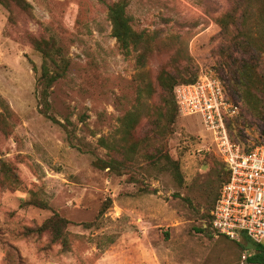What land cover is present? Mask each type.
<instances>
[{"label": "rangeland", "instance_id": "obj_1", "mask_svg": "<svg viewBox=\"0 0 264 264\" xmlns=\"http://www.w3.org/2000/svg\"><path fill=\"white\" fill-rule=\"evenodd\" d=\"M23 1L0 3V113H11L0 130V264H243L246 237L199 230L222 159L198 116L161 115L155 80L161 69L177 83L218 73L229 1ZM116 2L149 42L143 64L111 35ZM256 35L264 50V27ZM44 72L56 75L45 89ZM147 84L155 91L139 99ZM229 93L235 142L262 140L259 106ZM54 214L67 221L63 244L42 229Z\"/></svg>", "mask_w": 264, "mask_h": 264}, {"label": "trees", "instance_id": "obj_2", "mask_svg": "<svg viewBox=\"0 0 264 264\" xmlns=\"http://www.w3.org/2000/svg\"><path fill=\"white\" fill-rule=\"evenodd\" d=\"M229 8L218 19L217 22L220 27V32L225 38V43L220 49L219 61L217 63L218 73L216 74L222 81L224 88L228 95L231 97L229 91H234L236 94L241 93L249 96L248 99H242L245 101L247 108L252 111L258 110L259 115H264V59H262L261 53L264 52L262 42L257 41V35L259 28L264 27V0H228ZM0 3L7 6L9 3L17 4L21 7L27 5L23 0H0ZM108 19L111 24V35L115 38L119 48L129 54L131 52L137 53V61L141 64L144 63V53L149 49L148 40L144 38L143 32H137L133 29L130 23V17L125 12L123 3L116 2L108 7L107 13ZM262 39L264 36L262 35ZM151 52V51H150ZM143 60V61H142ZM263 60V61H262ZM43 77V89L47 88L56 75H49L44 72ZM198 77V74L192 73L188 78L183 77V82H194ZM262 78V79H261ZM178 74L170 73L161 69L156 75V84L159 87L158 94L165 106L169 108L166 114L162 116H168V121H174L178 112L177 104L174 96V87L177 85ZM177 83V84H176ZM149 91L154 92L155 88L151 84H147L143 90L139 91V99L142 96V92ZM45 97V93L42 94ZM232 98V97H231ZM255 101V107L250 105V100ZM5 114L0 113V130L4 131L7 122L6 118L11 116L10 111L5 108ZM239 114V113H238ZM235 118L226 120L228 133L231 140L235 141L230 133V123ZM160 119V117H159ZM158 125V124H157ZM170 124L167 123V126ZM263 139L258 140L255 143H264ZM243 144L246 148L252 147L251 145H245L242 141H237ZM175 170V174H178V165L176 162H172ZM225 177L222 184L229 178V171L226 165L223 163ZM221 184V186H222ZM211 202V207L207 213L203 215L204 220L200 225V231L213 234L211 229L212 222V210L214 209L215 202L219 196L220 188ZM67 224L64 218L54 214L48 218L42 226V229L51 233L54 240L63 244L65 243V235H63L61 229ZM248 247L253 250V253L248 256V262H263L264 263V246L258 243H254L248 238H245Z\"/></svg>", "mask_w": 264, "mask_h": 264}, {"label": "built area", "instance_id": "obj_3", "mask_svg": "<svg viewBox=\"0 0 264 264\" xmlns=\"http://www.w3.org/2000/svg\"><path fill=\"white\" fill-rule=\"evenodd\" d=\"M177 109L183 116H198L204 132L229 171L212 210L214 235L230 240L246 237L264 246V143L246 148L231 140L226 120L239 113L219 77L201 69L197 79L174 87ZM253 250L242 254L243 264Z\"/></svg>", "mask_w": 264, "mask_h": 264}]
</instances>
